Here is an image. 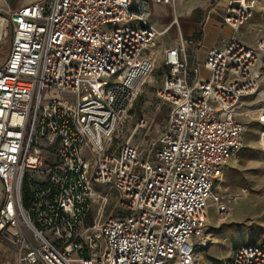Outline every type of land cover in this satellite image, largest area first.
I'll return each mask as SVG.
<instances>
[{
    "label": "built area",
    "instance_id": "2783aa9c",
    "mask_svg": "<svg viewBox=\"0 0 264 264\" xmlns=\"http://www.w3.org/2000/svg\"><path fill=\"white\" fill-rule=\"evenodd\" d=\"M149 4L0 6V52L11 43L0 62V236L15 264H197L212 240L210 207L229 213L213 190L243 150L242 117H255L264 152V104L243 106L263 95L264 36L239 37L257 0L228 4L219 17L232 36L203 63L192 62L202 41L180 31L164 52L157 95L170 115L157 149L140 160L130 140L118 142L155 70L148 51L167 32L148 23ZM172 24L180 28L177 14ZM113 198L118 213L102 221ZM225 264H264V244L235 248Z\"/></svg>",
    "mask_w": 264,
    "mask_h": 264
},
{
    "label": "rangeland",
    "instance_id": "374dc122",
    "mask_svg": "<svg viewBox=\"0 0 264 264\" xmlns=\"http://www.w3.org/2000/svg\"><path fill=\"white\" fill-rule=\"evenodd\" d=\"M148 1L150 3L148 23L159 32L166 30L167 32L158 37L148 51L155 60V70L139 86L138 96L118 140L120 144L130 140L132 145L138 147L142 154L139 157L140 160H144L145 155L157 149L161 135L169 122L170 107L162 103L157 95L168 72L163 61L164 49L176 46L180 29L188 35L194 23H199L201 27L209 17L221 22L218 16L224 13L229 2L235 0H176L175 3L171 0ZM166 1L170 3L172 17H166L169 10ZM261 2L262 0H257L256 11L252 18L261 17V23L264 26ZM175 14L179 16L180 28L172 24ZM197 29L200 30V28ZM263 36L264 32L261 37ZM10 44L9 37L3 43L0 62L8 56ZM207 44L208 42L205 41L204 46ZM198 49L200 50L201 47ZM198 61L204 62L202 59ZM206 75L203 72L201 78H205ZM261 92L262 97L251 100L252 107L264 104V73ZM54 94L56 92L50 97L47 95L46 98H51L55 96ZM61 96L71 101L74 99L70 93H61ZM246 118L250 119L246 116L241 118L247 125L243 150L230 161L224 175L216 182L213 190L214 196L221 198L223 204L229 208V213L219 215L215 207H210L209 225L213 230L209 232V235L212 240L207 248L197 254V264H225L235 248L253 243L264 244V152L259 145L260 127ZM142 121L145 124L137 128ZM118 210L117 201L113 198L103 211L102 221L117 215ZM98 213L100 214L99 206L91 212V219L98 218ZM89 222H91L90 219ZM6 259L10 264H14L15 256L10 244L0 236V264H5Z\"/></svg>",
    "mask_w": 264,
    "mask_h": 264
},
{
    "label": "crops",
    "instance_id": "0c3cea01",
    "mask_svg": "<svg viewBox=\"0 0 264 264\" xmlns=\"http://www.w3.org/2000/svg\"><path fill=\"white\" fill-rule=\"evenodd\" d=\"M34 2H36V0H0V6L3 8H6V9L12 10V11H16V10H18L24 6L33 4ZM166 4L169 7L168 14L166 15V17H168V16L172 17V12L170 11L169 1L168 2L166 1ZM203 5H204V3H203ZM261 22H262V18L259 16H256V18L250 19L241 28L240 33H239V37L244 42H246L247 44L255 45L257 39L260 38L262 33L264 32V30H263L264 26L262 25ZM174 27H176V26H174ZM197 28H200V30H198ZM179 31H181V29ZM181 34L184 37L193 36L194 38L200 39L202 41L201 49L200 50L198 49L199 51L196 50L193 53L192 62L194 63V62H199L198 61L199 59L205 60L206 55L210 49L222 48L224 46V44H226L228 42V40L230 39V37L232 36V31L230 28L224 26L222 24V22H219L214 18L211 19V17H209L208 20L201 27H200L199 23H194V26L190 30V34H188V35L184 34L183 31H181ZM205 41H207L208 44L204 46ZM178 45H179V34H177L176 46L166 47L164 49V52L168 49L176 48ZM2 47H3V45H2ZM1 53H2V51L0 52V55H1ZM163 61H164V59H163ZM251 100H253V99L245 100L243 102V106L245 108L250 107L252 105ZM254 107H256V106H254ZM246 119H248V121L252 120L255 122L254 116H251L250 119L249 118H246ZM2 194H3V190H2V186L0 184V201L2 199ZM14 264H15V262H14Z\"/></svg>",
    "mask_w": 264,
    "mask_h": 264
},
{
    "label": "bare ground",
    "instance_id": "6f19581e",
    "mask_svg": "<svg viewBox=\"0 0 264 264\" xmlns=\"http://www.w3.org/2000/svg\"><path fill=\"white\" fill-rule=\"evenodd\" d=\"M157 32H159V31H157ZM160 33V32H159ZM134 138V133H133V137H132V139ZM132 139H131V141H132ZM209 222H210V219H209ZM10 255V254H9ZM9 261V260H8ZM15 262V261H14Z\"/></svg>",
    "mask_w": 264,
    "mask_h": 264
}]
</instances>
